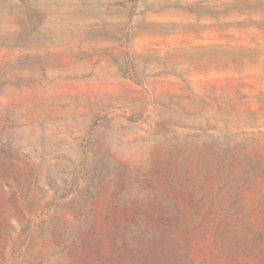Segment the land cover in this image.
<instances>
[{
	"label": "rangeland",
	"instance_id": "1",
	"mask_svg": "<svg viewBox=\"0 0 264 264\" xmlns=\"http://www.w3.org/2000/svg\"><path fill=\"white\" fill-rule=\"evenodd\" d=\"M0 264H264V0H0Z\"/></svg>",
	"mask_w": 264,
	"mask_h": 264
}]
</instances>
